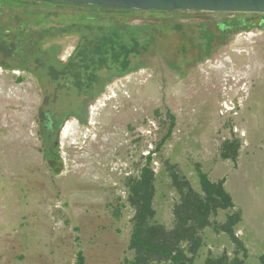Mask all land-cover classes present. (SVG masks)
<instances>
[{
	"label": "rangeland",
	"instance_id": "374dc122",
	"mask_svg": "<svg viewBox=\"0 0 264 264\" xmlns=\"http://www.w3.org/2000/svg\"><path fill=\"white\" fill-rule=\"evenodd\" d=\"M66 7L69 13L99 17L115 12ZM229 14L178 11L157 15V20L145 11L131 22L162 23L165 18L207 23L216 30L217 22ZM59 42L64 46L60 57L67 59L77 38ZM158 42L161 53L142 54L147 68L114 80L89 106L87 125L74 117L65 122L60 133L62 161L55 166L42 151L43 91L37 79L0 67V264H76L80 251L85 264H129L134 258L129 250L134 210L127 202V179L139 175L150 152L156 173V221L168 228L174 223L178 195L166 162L178 165L197 190L200 165L212 180L225 179L236 208L242 210L236 232L248 250L246 264H260L264 26L234 35L200 61L195 60L196 46H205L206 39L195 27H187L184 34L162 35ZM19 76L22 82H17ZM75 97L60 95L53 103L57 112L72 102L75 106ZM233 138L241 141L236 162L220 156L223 142ZM227 213L221 211L212 221L224 222ZM225 251L230 256L235 251L229 236L208 228L195 264H205L210 253Z\"/></svg>",
	"mask_w": 264,
	"mask_h": 264
},
{
	"label": "trees",
	"instance_id": "16d2710c",
	"mask_svg": "<svg viewBox=\"0 0 264 264\" xmlns=\"http://www.w3.org/2000/svg\"><path fill=\"white\" fill-rule=\"evenodd\" d=\"M66 6H89L115 12L99 17L79 11L69 13ZM139 12L145 13L50 0H0V67L5 71L32 74L37 79L43 91L39 108L42 151L45 160H50L54 166L62 161L60 133L65 122L76 117L87 125L89 106L109 84L147 68L148 59L142 57L143 53H161L159 37L184 34L187 27H195L206 39L205 46H196L200 47L199 59L195 60L200 61L234 35L264 26V14L246 16L248 14L243 13L229 14L231 17L217 22L216 30H211L207 23L193 25L165 18L162 23H132ZM148 12L157 19V15L178 11ZM65 37H76L77 43L72 54L62 59L59 55L64 46L59 40ZM181 49L185 56L188 55L185 47ZM23 80V76L17 78V82ZM62 94L75 95L72 101L77 102L58 113L53 103ZM240 149L238 138L225 140L220 156L236 162ZM151 164L152 152L146 157L139 175L127 179V202L134 210L129 243L134 258L129 264H195L204 245V232L211 227L218 234H227L235 251L232 256L227 251L221 255L210 253L205 264H246L248 250L236 232L242 221V210L236 208L225 179L212 180L197 165L200 182V190H197L178 165L166 162L172 188L178 195L173 206L174 223L168 228L156 221V173ZM221 211L228 212L225 221H212ZM259 261L264 264V254ZM76 264H85L81 251L77 253Z\"/></svg>",
	"mask_w": 264,
	"mask_h": 264
},
{
	"label": "water",
	"instance_id": "95a60500",
	"mask_svg": "<svg viewBox=\"0 0 264 264\" xmlns=\"http://www.w3.org/2000/svg\"><path fill=\"white\" fill-rule=\"evenodd\" d=\"M141 11L264 14V0H50ZM61 55V54H60ZM59 55V56H60Z\"/></svg>",
	"mask_w": 264,
	"mask_h": 264
},
{
	"label": "flooded vegetation",
	"instance_id": "af4514ba",
	"mask_svg": "<svg viewBox=\"0 0 264 264\" xmlns=\"http://www.w3.org/2000/svg\"><path fill=\"white\" fill-rule=\"evenodd\" d=\"M120 79V78H119ZM117 80V79H116ZM98 99V98H97ZM96 99V100H97ZM93 103V102H92ZM89 117H90V110H89V116H88V120H89ZM79 123H80V121H79V119L78 118H76V117H74ZM82 124V123H81ZM84 125V124H83Z\"/></svg>",
	"mask_w": 264,
	"mask_h": 264
},
{
	"label": "bare ground",
	"instance_id": "6f19581e",
	"mask_svg": "<svg viewBox=\"0 0 264 264\" xmlns=\"http://www.w3.org/2000/svg\"><path fill=\"white\" fill-rule=\"evenodd\" d=\"M66 132H67V130H65V134H67V133H68V132H67V133H66Z\"/></svg>",
	"mask_w": 264,
	"mask_h": 264
}]
</instances>
